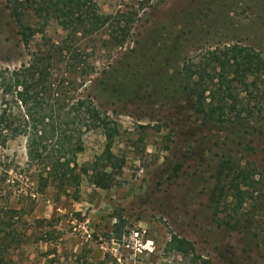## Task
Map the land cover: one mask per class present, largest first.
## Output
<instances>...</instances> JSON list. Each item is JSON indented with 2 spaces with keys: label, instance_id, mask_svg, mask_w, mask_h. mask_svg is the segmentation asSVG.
Returning a JSON list of instances; mask_svg holds the SVG:
<instances>
[{
  "label": "rangeland",
  "instance_id": "obj_1",
  "mask_svg": "<svg viewBox=\"0 0 264 264\" xmlns=\"http://www.w3.org/2000/svg\"><path fill=\"white\" fill-rule=\"evenodd\" d=\"M94 1L104 24L76 37L53 19L52 6L39 14L26 8L23 23L44 33L25 50L0 0V68L63 43L69 49L57 71L91 74L73 94L90 96L118 130L107 189L81 173L104 149L100 123L82 137L63 189L39 194L21 172L19 183L9 184L13 201L21 189L34 202L18 225L27 239L16 264H264V98L250 99L239 120L210 122L191 109L181 81L184 62L196 65L232 45L257 52L264 71V0ZM216 70V63L207 67L211 76ZM213 82L209 88L218 91ZM2 154L23 168L25 140L9 142ZM228 159L225 168L244 169L256 182L240 184L239 209L229 185L236 171L227 179L221 168ZM173 237L187 242L184 252L170 245Z\"/></svg>",
  "mask_w": 264,
  "mask_h": 264
},
{
  "label": "trees",
  "instance_id": "obj_2",
  "mask_svg": "<svg viewBox=\"0 0 264 264\" xmlns=\"http://www.w3.org/2000/svg\"><path fill=\"white\" fill-rule=\"evenodd\" d=\"M6 3L25 50L30 49V43L37 35L44 33L43 28L35 29L23 23L26 8L39 14L46 6H52L53 19L73 37L79 33H92L104 24L93 9L96 8L94 0H6ZM51 47L40 57L30 54V59L18 67L0 68V264H16L15 253L27 239V232H19L18 225L23 217L31 214L34 202L28 192L20 189L16 203L10 198L12 192L7 189L13 187L9 185L11 182L19 183L20 172L28 175L21 181L34 182L39 194L53 185L63 189V185L72 180L67 167L74 160V153L82 150V137L99 123L106 141L104 149L90 165L81 169V173L94 187L107 189L112 185V175L117 168L118 160L111 153L118 135L117 128L110 127L111 122L103 120L90 96L73 94L75 86L83 87L91 74L82 72L86 78H78L62 71L66 61L63 54L69 48L61 42ZM54 51L61 58L51 57L50 53ZM202 59L196 65L190 61L183 63L181 81L191 109L206 121L225 122L230 120L229 117L239 120L243 111H248L245 107L250 99L264 98L262 59L252 48L232 45L209 51ZM210 63L217 64L218 72L214 76L207 71ZM58 66L62 70L57 71ZM215 80L218 91L208 86ZM259 103L263 106L264 102ZM230 113L232 116H228ZM17 138L25 140L26 163L23 168L2 154L8 143ZM230 162V159L225 160L221 168L227 169L224 174L227 179L236 171L229 185L237 203L235 207L239 209L245 201L240 184L250 187L256 182L244 169L225 168ZM9 172L14 173L13 178H9ZM170 245L180 252L188 246L187 242L176 237L172 238Z\"/></svg>",
  "mask_w": 264,
  "mask_h": 264
},
{
  "label": "built area",
  "instance_id": "obj_3",
  "mask_svg": "<svg viewBox=\"0 0 264 264\" xmlns=\"http://www.w3.org/2000/svg\"><path fill=\"white\" fill-rule=\"evenodd\" d=\"M138 237H139V234L136 232V233L133 234L132 239L134 241H137L139 239Z\"/></svg>",
  "mask_w": 264,
  "mask_h": 264
}]
</instances>
